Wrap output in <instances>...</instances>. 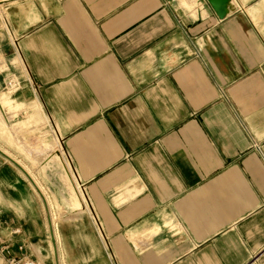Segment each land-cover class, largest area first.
<instances>
[{
    "label": "crops",
    "instance_id": "0c3cea01",
    "mask_svg": "<svg viewBox=\"0 0 264 264\" xmlns=\"http://www.w3.org/2000/svg\"><path fill=\"white\" fill-rule=\"evenodd\" d=\"M3 1L0 259L264 264V0Z\"/></svg>",
    "mask_w": 264,
    "mask_h": 264
},
{
    "label": "water",
    "instance_id": "95a60500",
    "mask_svg": "<svg viewBox=\"0 0 264 264\" xmlns=\"http://www.w3.org/2000/svg\"><path fill=\"white\" fill-rule=\"evenodd\" d=\"M208 1L220 19L226 18L228 15H230L232 12H234L236 10V6H235L233 0H208ZM4 2H7V1H4ZM13 162L20 167V165L18 163H16L15 161H13ZM22 170L25 172V170L23 168H22ZM26 175L29 177V179L31 180V182L35 186L36 190L38 191V193L40 194V196L43 199L45 209H46L48 219H49V225H50V230H51V234H52V239H53V242L55 245L56 254L58 256V252H57V248H56V242H55L54 226H53L52 216L50 213V208H49L48 202H47L45 196L42 194V192L38 189L34 180L27 173H26Z\"/></svg>",
    "mask_w": 264,
    "mask_h": 264
},
{
    "label": "built area",
    "instance_id": "2783aa9c",
    "mask_svg": "<svg viewBox=\"0 0 264 264\" xmlns=\"http://www.w3.org/2000/svg\"><path fill=\"white\" fill-rule=\"evenodd\" d=\"M19 87L18 81L15 79L10 80V88L12 90H15ZM0 264H40L37 260L34 258L24 256V257H11L6 259L5 261H2L0 259Z\"/></svg>",
    "mask_w": 264,
    "mask_h": 264
},
{
    "label": "rangeland",
    "instance_id": "374dc122",
    "mask_svg": "<svg viewBox=\"0 0 264 264\" xmlns=\"http://www.w3.org/2000/svg\"><path fill=\"white\" fill-rule=\"evenodd\" d=\"M3 10V9H2ZM6 86L8 87V89H10V81L8 79V81L6 82Z\"/></svg>",
    "mask_w": 264,
    "mask_h": 264
},
{
    "label": "bare ground",
    "instance_id": "6f19581e",
    "mask_svg": "<svg viewBox=\"0 0 264 264\" xmlns=\"http://www.w3.org/2000/svg\"><path fill=\"white\" fill-rule=\"evenodd\" d=\"M7 2H1V3H8V2H11V1H14V0H6ZM70 177H72V176H70Z\"/></svg>",
    "mask_w": 264,
    "mask_h": 264
}]
</instances>
